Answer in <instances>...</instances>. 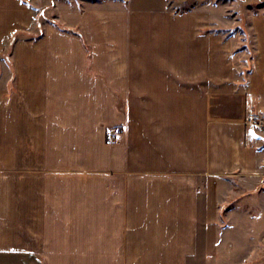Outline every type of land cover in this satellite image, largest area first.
Returning <instances> with one entry per match:
<instances>
[{"label": "crops", "instance_id": "obj_1", "mask_svg": "<svg viewBox=\"0 0 264 264\" xmlns=\"http://www.w3.org/2000/svg\"><path fill=\"white\" fill-rule=\"evenodd\" d=\"M187 2L0 0V264H205L218 247L224 185L264 180L247 122L264 13L250 44L222 0Z\"/></svg>", "mask_w": 264, "mask_h": 264}, {"label": "rangeland", "instance_id": "obj_2", "mask_svg": "<svg viewBox=\"0 0 264 264\" xmlns=\"http://www.w3.org/2000/svg\"><path fill=\"white\" fill-rule=\"evenodd\" d=\"M83 5L102 2L106 0H70ZM170 1V0H169ZM176 2L177 0H171ZM188 0H186L187 2ZM222 15L229 22L232 33L240 30L246 35L248 42H254V35H248L245 27L248 25L247 17L252 13H264V0H222ZM188 3V2H187ZM223 19V20H224ZM240 31V32H241ZM244 37V36H242ZM250 42V44H252ZM249 44V45H250ZM252 46V45H251ZM248 58V57H247ZM250 55V72L252 59ZM246 61V59H245ZM252 71V70H251ZM248 128L251 130L254 143H260L264 148V105L254 110L247 118ZM263 172V171H262ZM261 175H259L260 177ZM251 180L252 190L247 191V183L238 180L224 185L223 197H219L222 205H218L215 214L216 233L221 240L218 247L207 257L205 264H264V180ZM221 226V229L219 227ZM212 228V227H211ZM217 230L219 232H217Z\"/></svg>", "mask_w": 264, "mask_h": 264}]
</instances>
